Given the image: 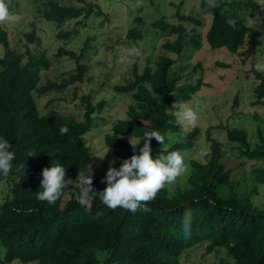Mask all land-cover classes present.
Wrapping results in <instances>:
<instances>
[{"label": "trees", "instance_id": "16d2710c", "mask_svg": "<svg viewBox=\"0 0 264 264\" xmlns=\"http://www.w3.org/2000/svg\"><path fill=\"white\" fill-rule=\"evenodd\" d=\"M71 1L66 5L58 0H35L41 20L56 26L100 15L98 6L92 2ZM256 1L236 0L232 4H220L213 11L205 34V42L211 50L226 49L234 55L245 44L252 50L258 46L264 30L248 26L240 15L242 9L254 14ZM234 5L237 9L232 12L223 7ZM179 9L175 13L178 24H168L161 19L152 25L174 37L162 44L163 51L154 69L150 61L141 73L134 66V79L113 87L115 92L128 95L133 101L127 108L126 119L114 122L104 136V145L114 151L119 168L124 159L139 154L146 131H159L165 136L162 145L155 138L151 140V155L157 158V150L165 146L168 134L181 130L176 115L179 105L187 104L200 89L201 80L181 82L187 66L173 70L189 43L195 49L201 46L196 36L189 39V33L195 34L204 25L199 14L184 15ZM228 19L236 20L235 28L227 24ZM186 22L195 26L189 33ZM30 25L32 30L23 35L24 50L19 52L13 45L11 33L0 24L3 52L0 56V137L11 144L10 150L15 153L9 175L0 174V246L4 249L0 264L13 261L22 264H181L185 251L202 244H207L208 252L224 250L229 258L211 264H264V210L254 206L251 200L257 188L253 187L251 193L245 195L240 183L231 179V172L221 163V145L211 137L210 129L206 131V140L210 143L208 162L190 161L189 188L177 190L171 196L166 188L161 190L146 205L150 211L142 210L145 205L135 213L103 205L99 192L107 186L106 173L92 175L95 192L90 194V205L79 204L76 199L82 190L79 177L89 174L87 168L92 160L85 136L93 129L94 115L102 111L104 103L93 104L89 95L80 97L83 114L79 119L55 109L45 114L39 111V98L63 94L68 88L82 84L89 68L80 62L84 48L79 54L65 48L79 35L80 22L70 30L58 31L54 38L60 45L51 58L46 51H32L30 45L37 49L40 36L33 23ZM140 37L137 30H130L126 35L127 40L133 41ZM64 57L75 61L73 72L59 80L43 77L54 59ZM252 72L253 105L260 106L264 104V72L255 69ZM73 97H76L75 92ZM57 100L60 98L50 103ZM62 127L68 128L66 134H61ZM200 133V129L194 127L165 154L194 149ZM258 135L261 144L254 148L243 130L230 129L226 137L243 149L244 156L264 160V139L260 130ZM131 137L142 138L135 153L129 143ZM52 160L65 166L66 178L73 182L54 204H48L38 200L36 193L42 190V171L51 166ZM253 174L256 186H264V168L255 169ZM186 212L192 217L187 234L183 230ZM100 253H103L102 260Z\"/></svg>", "mask_w": 264, "mask_h": 264}, {"label": "rangeland", "instance_id": "374dc122", "mask_svg": "<svg viewBox=\"0 0 264 264\" xmlns=\"http://www.w3.org/2000/svg\"><path fill=\"white\" fill-rule=\"evenodd\" d=\"M58 1L66 5L72 2L71 0ZM87 1L98 6L100 15H93L88 19L79 18L66 21L61 27L41 20L35 0H9L16 20L2 24L11 33L15 48L23 52L25 44L23 35L32 30L30 24L33 23L40 36V45L37 49H35L36 46L30 45L32 51L34 53L46 51L47 56L51 58L60 45L54 38L58 31L70 30L74 24L80 22L79 35L66 44L65 48L77 54L81 53L84 48L80 62L89 68L84 82L68 88L63 94L43 96L37 100V103L42 114L55 109L66 116L71 115L77 119L83 114L79 102L80 97L89 95L93 104L104 103L102 111L94 115L93 129L85 136L92 151L91 164L87 169L90 171L92 167V173L95 175L107 173L111 161H115L111 166L119 169L114 151L104 145V136L110 132L114 122L126 119L127 108L133 101L130 96L115 92L113 87L133 80L134 66L141 73L146 62L150 61L154 69L157 58L163 51L162 44L171 36L168 31L162 32L153 28L152 25L161 19L168 24H178L179 20L175 17V13L180 8V12L184 15L199 14L201 16L199 18L204 23L195 34L190 32L195 28L194 24L184 23L188 33L190 32L189 39L196 36L201 46L195 49L189 43L173 69L179 70L187 66L181 82L195 83L201 80L199 91L186 104L197 112L199 119L195 126H188L177 117L181 130L170 132L167 136V143L157 150V154L165 153L173 144L181 142L186 133L197 127L201 133L195 140V148L187 152V161L189 165L190 161L205 164L209 159L207 154L210 147V143L206 140V131L210 129L211 137L221 145L223 153L221 163L226 170L231 172V179L240 183V190L245 195L250 194L251 189L256 187V193L252 194L251 200L254 206L264 210V186H256L253 174L255 169L264 168V160L244 156L243 149L226 137L230 129L243 130L247 133L251 148L261 144L259 130L264 139V104L253 105L255 98L252 89L254 82L252 70H256L255 65L258 60L264 61V35L254 50L245 44L234 55L228 53L226 49L211 50L205 42V34L213 11L218 9L220 4H232L236 0H214V7L209 6L207 0ZM256 4L254 14L250 15V12L242 9L240 15L245 18L248 26L262 32L264 30V0H257ZM223 7L229 12L237 9L235 5L231 8ZM207 9L208 12L205 13ZM136 20H141V22L138 23ZM130 30H137L141 37L136 41L127 40L126 35ZM2 54L0 47V56ZM169 56L175 58L172 54ZM75 68V61L66 57L58 61L54 59L52 67L42 75L59 80L73 72ZM74 92L76 93L75 98L73 97ZM58 98L60 100L50 103V100ZM108 149L104 159H99L98 157H103ZM191 169L190 166L185 176L178 179L175 184L166 187L168 196L173 195L177 190L189 188L188 178ZM102 254H99L100 260H102ZM3 257L4 249L0 246V259ZM219 259H229L224 250L208 252L207 244H202L185 251L180 262L181 264H211ZM11 264L22 263L13 261Z\"/></svg>", "mask_w": 264, "mask_h": 264}, {"label": "clouds", "instance_id": "9594fccd", "mask_svg": "<svg viewBox=\"0 0 264 264\" xmlns=\"http://www.w3.org/2000/svg\"><path fill=\"white\" fill-rule=\"evenodd\" d=\"M207 2L209 6H215L214 0H207ZM15 20L16 16L11 11L9 0H0V24L15 22ZM226 22L235 28V19H228ZM255 68L259 72H264V61L258 60ZM179 108L180 111L176 112L178 119L188 126H195L199 119L197 112L186 104L179 105ZM60 132L66 134L68 128L62 127ZM142 138L145 142L139 148V154L124 159L119 169L111 166L115 161L110 162L104 178L107 186L99 192L100 201L107 208L115 210L120 207L135 213L141 209L142 205H145L142 210L148 212L150 209L146 205L153 201L161 190L175 184L178 179L189 172L190 165L187 161L188 153L186 151L175 150L166 154L163 152L155 159L152 157V138H155L160 145L165 142V136L159 131H146ZM141 139L130 138L129 143L134 153L137 146L140 145ZM10 148L11 144L0 137V174L3 176H8L13 167L12 162L15 159V153ZM109 149L103 157L98 158L103 160ZM66 170L65 166L58 160H52L51 166L45 167L42 171L43 179L40 182V189L42 190L36 193V198L40 201H46L48 204H54L61 197L63 190L73 182V180L66 178ZM92 175L91 167L87 176L79 177L82 190L76 199L82 206L90 205V194L95 192L92 187ZM191 219V213L186 212L183 220L185 234L190 231Z\"/></svg>", "mask_w": 264, "mask_h": 264}]
</instances>
